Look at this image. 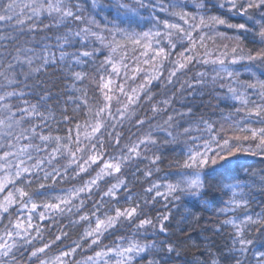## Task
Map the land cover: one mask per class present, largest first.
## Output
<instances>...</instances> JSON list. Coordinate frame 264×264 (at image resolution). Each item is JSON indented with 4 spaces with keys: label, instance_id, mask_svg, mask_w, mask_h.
<instances>
[{
    "label": "snow or ice",
    "instance_id": "6c2138e0",
    "mask_svg": "<svg viewBox=\"0 0 264 264\" xmlns=\"http://www.w3.org/2000/svg\"><path fill=\"white\" fill-rule=\"evenodd\" d=\"M235 18L243 22H229ZM221 26L264 44V0H0V264H166L176 247L148 232H166L169 215L154 222L145 209L181 195L206 204L219 196L220 214L241 210L242 219L223 221L234 229L228 252L238 254L234 264H264V242L248 238L255 228L264 241V209L254 213L245 191L252 185L224 171L239 153L264 156V79L252 71L264 76V47L210 49L214 37L241 38ZM89 63L91 97L76 87L87 74L73 71ZM58 64L80 93L68 102L83 116H62L57 123L70 125L63 130L53 128L51 96L37 79ZM197 66L214 74L180 79ZM241 68L255 78L239 79ZM209 79L233 102L228 128L175 107ZM162 150L179 151L176 171L150 182L144 198L134 195L126 173L136 167L150 179L161 171ZM70 225L85 227L79 241L61 248ZM208 255L200 264H220Z\"/></svg>",
    "mask_w": 264,
    "mask_h": 264
},
{
    "label": "trees",
    "instance_id": "16d2710c",
    "mask_svg": "<svg viewBox=\"0 0 264 264\" xmlns=\"http://www.w3.org/2000/svg\"><path fill=\"white\" fill-rule=\"evenodd\" d=\"M106 2L107 0H105V3ZM209 14L214 15L218 13L213 11ZM105 15H107V13H105ZM108 19H112V17L108 16ZM255 19L259 20L258 14ZM97 20H100V17H97ZM47 22L48 21H45V23ZM229 22L241 23L243 21L239 18H235ZM101 23H103V21H101ZM249 27H252V25L249 24ZM218 31L223 32L227 37H236L239 35L241 38L237 41L236 39L214 37V42H208V47L210 49L223 50L224 46L227 45L230 50L231 47L239 45L240 48H243L245 52H247L249 50L264 47V44L259 43V37H254L253 33L241 35L236 30L227 29L224 26H221ZM253 31H258V26L253 29ZM41 35L44 34L41 33ZM49 35H51V33H49ZM27 38L28 37H22V39ZM37 39H39V37H37ZM67 50L72 51V49ZM94 68L95 65L92 63H89L86 67L73 68V71H82L89 77V79H86L82 84L78 83L76 85L77 88L86 89L89 97L93 96L95 93L93 82L90 79L95 75L93 71ZM238 70L241 72L239 79L242 81H252L255 78L251 73L242 68ZM197 71H207L209 78L214 74L211 71V66L206 68L197 66L193 67L192 71L188 72L185 76H181L180 79H187ZM252 71L256 73L257 77L264 79V76H259V72L256 69ZM37 79L42 82L41 87L51 96V99L48 101V108L51 109L56 118L53 122V128L59 127L63 130L70 126L64 123H57L64 115L75 116L81 121L83 120L82 114L74 111L76 105L68 102L69 97L79 96L80 93L74 92L71 89L70 85L72 81L66 78L65 65L58 64L55 67L49 68L46 73L37 77ZM177 87H179V85H177ZM153 91L160 92L162 89L157 87L153 88ZM194 91L195 95L185 93L184 96L186 98L178 97L175 107L181 111H186L187 108L182 107V104L187 105V107H191L195 114L193 117L194 120L203 118L209 121H216L217 127L223 125L225 128H228L232 121L226 119V117L233 113L235 109L233 108V102L231 100L226 101L223 99L224 92L220 91L218 86L214 87L210 79L205 86ZM169 94L171 93L169 92ZM160 98L161 97H157V99ZM64 109H67V111L65 112ZM236 119H239V117H236ZM252 126L260 127L261 125L254 124ZM59 134L63 135L64 132L61 131ZM243 146L247 147L248 145L244 144ZM160 155L162 163H160L158 167L161 171L159 173L154 172L153 177L150 179H146L142 174L137 173L136 167L131 168V170L126 173V178L130 187L135 190L134 195L144 198L143 189L147 188L150 182H155L165 176L166 173L175 172V161L182 159L178 150H162ZM138 167L141 170L146 169L148 167V161L140 163ZM224 171L226 174L238 176L242 182H247L252 185L250 189H245V191L249 194L250 208L254 213H259L264 209V184L259 182L260 177L264 176V156L239 153L237 156L231 158L229 165ZM253 174H255V179H252ZM85 179H87V177H85ZM168 179L174 180L175 177L168 176ZM210 184L212 185L211 193H216L218 189L215 187V181L210 180ZM229 196H224L223 200L226 201ZM147 199L151 201V196H148ZM204 200H209L210 202L206 204L203 200L181 195L179 200L168 202L167 206L163 199H159L154 206L150 205L145 209L148 216L151 217L154 222H156V217L158 215H169V220L165 221L166 232L159 233L157 230V233L153 234L151 229H149L148 232V239H154L157 242L166 241L172 243L176 247V252L171 254L172 258L169 259L165 257L166 264H200V262L209 258V252L215 253L217 257L221 258L220 264H234L231 257L238 254L228 252L232 247L234 229L231 226L223 225V221L233 218V215L242 219L241 210L238 209L235 213L226 215L220 214L218 210L223 207L224 204L221 203V198L219 196L210 195L205 197ZM85 211H87V209H85ZM59 223L61 225H67L68 220L64 219L59 221ZM84 227L85 225H70L64 228V231L68 233V237L64 240L63 245L59 247L62 248L64 245L71 244L73 241H79ZM53 231L55 232L56 230L53 229ZM248 238L256 241L257 247L264 242L260 240V233H258L255 228L249 231ZM105 243H108V241H105ZM58 250V248H54L52 252L55 253ZM89 254L91 253L85 252L83 256ZM83 256L77 255L76 259L80 260ZM155 258L160 259L161 257L157 255Z\"/></svg>",
    "mask_w": 264,
    "mask_h": 264
}]
</instances>
